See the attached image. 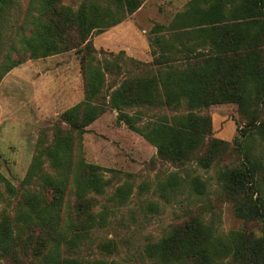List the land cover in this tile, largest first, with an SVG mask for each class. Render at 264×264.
Here are the masks:
<instances>
[{
    "label": "trees",
    "instance_id": "1",
    "mask_svg": "<svg viewBox=\"0 0 264 264\" xmlns=\"http://www.w3.org/2000/svg\"><path fill=\"white\" fill-rule=\"evenodd\" d=\"M64 1L30 0L28 11H36L33 19L39 21L35 32L17 37V43L30 59L77 49L83 99L60 115L67 129L57 128L53 143L33 157L21 193L0 174V204L7 202L0 209V264H106L80 259L76 252L107 220L105 210L93 211L90 194L105 192L103 172L109 169L84 162L80 147L87 127L108 108L116 111V124L140 135L159 159L182 166L203 151L197 162L206 168L229 144L210 139L211 118L198 111L229 103L236 104L246 120L233 141L242 162L220 169L217 181L233 202L235 216L260 222L261 234L220 235L192 219L148 243L145 252L151 264H264V155L255 153L253 138L258 136L259 144L264 143V0H191L167 27L157 24L150 30V34L171 33L170 45L154 38L160 54L153 59L157 67L153 70H144L143 64L122 52L112 62L96 61L90 41L135 13L144 0H81L75 9ZM17 2L0 0V81L23 63L10 60L8 52L2 56L9 13ZM72 32L75 37L67 40ZM170 52L173 57L167 56ZM180 53L185 54L182 59L176 57ZM122 67L134 68L135 73L103 95L106 75L121 73ZM162 107H184L187 113L143 123L142 109ZM44 159L52 173L45 172ZM69 186L74 196L72 214L63 210ZM190 186L203 194L205 184L198 176ZM129 193L128 186H121L113 200L122 203ZM100 248L110 253L115 246L107 241Z\"/></svg>",
    "mask_w": 264,
    "mask_h": 264
},
{
    "label": "rangeland",
    "instance_id": "2",
    "mask_svg": "<svg viewBox=\"0 0 264 264\" xmlns=\"http://www.w3.org/2000/svg\"><path fill=\"white\" fill-rule=\"evenodd\" d=\"M29 1L18 0L15 9L10 11L2 54L5 56L8 52L10 60L21 59L23 63L7 72L0 81V174L18 190L33 157L40 149L53 143L57 128L67 129V125L60 121V115L83 99L77 49L30 59L17 43V37H28L35 32L39 21L33 19L36 11H28ZM80 1L65 0L64 4L75 9ZM190 1L144 0L140 8L123 22L90 38L96 61L112 62L122 52L126 58L143 64L144 70L156 69L153 59L160 50L154 38H161L165 45H170L171 33L150 34V30L157 24L167 27L177 14L188 9ZM70 37H75V33L69 34L67 40ZM68 42L72 43L71 40ZM154 51L156 54H152ZM184 55L180 53L176 57L180 59ZM167 56L173 57V54L170 52ZM122 69L121 73L106 75L103 95L115 89L123 78L135 73L131 67ZM127 112L132 114L133 110ZM198 112L211 118L210 139L229 144L226 152L206 168L197 162L204 156L203 151L182 166L159 159L156 149L140 135L116 124L117 113L111 108L87 127L82 136L80 156L86 163L109 169L103 172L108 184L105 192L102 195L90 194L93 211L105 210L107 220L103 228H94L82 242L76 257L100 259L106 264H151L145 246L161 239L173 227L192 219L210 225L220 235L230 231L261 234L260 222H245L235 216L233 202L217 181L220 169L238 167L242 162L233 141L240 137L246 120L233 103L213 105ZM185 113L184 107L142 109L143 123ZM253 138L255 153L263 157L264 143L259 144L258 136ZM43 168L45 172L52 173L46 159ZM195 176L205 184L202 195L190 186ZM121 186H128L130 190L122 203L113 200ZM6 204V201L1 203L0 209ZM73 206V188L69 186L63 210L72 214ZM107 241H112L115 246L113 252L100 248Z\"/></svg>",
    "mask_w": 264,
    "mask_h": 264
}]
</instances>
